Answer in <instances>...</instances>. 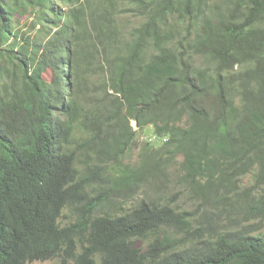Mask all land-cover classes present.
<instances>
[{
    "label": "trees",
    "instance_id": "16d2710c",
    "mask_svg": "<svg viewBox=\"0 0 264 264\" xmlns=\"http://www.w3.org/2000/svg\"><path fill=\"white\" fill-rule=\"evenodd\" d=\"M56 257L264 264V0H0V264Z\"/></svg>",
    "mask_w": 264,
    "mask_h": 264
},
{
    "label": "rangeland",
    "instance_id": "374dc122",
    "mask_svg": "<svg viewBox=\"0 0 264 264\" xmlns=\"http://www.w3.org/2000/svg\"><path fill=\"white\" fill-rule=\"evenodd\" d=\"M9 1L10 0H6V2H9ZM116 19L118 21V25H120L123 28L125 33H128V31L131 28L138 26L145 20L144 17L135 15L132 11L117 13ZM15 21L18 24L16 27H18L20 26V24L24 23L23 21H25V17H21V18L17 17ZM93 79L98 81V83L101 82V78H99L98 75ZM95 89H96V94L97 93L99 94V92H97L98 91L97 87ZM133 125L137 129V135L130 149L126 152L124 156V161L126 163L136 164L140 159V153L145 143L151 142L154 147H160L163 144L165 139L157 137L151 126L138 129L135 125V122H133ZM77 133H80V132L77 131ZM80 157L82 159H85V156L82 153ZM170 173L172 174L171 176L167 178L166 184L163 186V191H160L159 193H155V191H158V190L154 188L153 189L144 188L136 197L125 200L124 202L125 209L129 210L133 205L140 202L141 199L145 198L144 196L148 194V195L158 196L157 198L159 200L169 201L177 209H187L190 211H194L196 207L195 198L188 197L187 195L180 197V194L178 193L181 189V185L179 184V178L176 177V175L180 173L179 162H177L175 167L171 168ZM244 182L251 183L252 175H248L247 177H245ZM163 193L167 197H161ZM74 219H75V216L73 215V212L71 211V209L66 208L63 212L60 222L63 225H67L70 222L74 221ZM136 245L140 248H144L146 243L143 242V240L138 239L136 241ZM32 264H67V263L63 262L61 258L56 257V258H52L48 260H37V261H34ZM69 264H74V263L71 261V263Z\"/></svg>",
    "mask_w": 264,
    "mask_h": 264
}]
</instances>
